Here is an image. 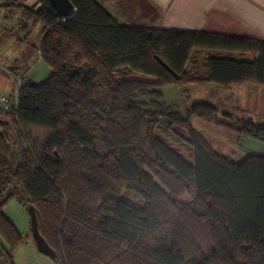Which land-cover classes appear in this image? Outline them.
<instances>
[{"label":"trees","instance_id":"16d2710c","mask_svg":"<svg viewBox=\"0 0 264 264\" xmlns=\"http://www.w3.org/2000/svg\"><path fill=\"white\" fill-rule=\"evenodd\" d=\"M70 1L65 21L48 0L11 6L42 25L50 73L36 84L10 70L19 88L16 114L0 112V264L35 246L2 212L12 199L28 217L33 208L57 264H264V157L235 163L211 148L191 119L221 124L213 105L182 114L162 102L163 88L190 83L264 88V41L120 25L95 0ZM196 49L253 59L207 57L198 76L185 72ZM159 121L178 130L191 162L159 139ZM235 131L264 144V123L243 119Z\"/></svg>","mask_w":264,"mask_h":264},{"label":"rangeland","instance_id":"374dc122","mask_svg":"<svg viewBox=\"0 0 264 264\" xmlns=\"http://www.w3.org/2000/svg\"><path fill=\"white\" fill-rule=\"evenodd\" d=\"M12 7L0 8V75L5 73L3 69L12 70L16 68L19 74L39 84L45 81L50 73L49 67L40 60L37 51L42 37V25L23 24L20 14ZM201 56L202 53L198 52V70L194 73L190 72L191 74L201 75V68L203 67L201 66ZM191 58L190 55L188 59L189 68L192 65ZM134 76L137 78L144 77L141 74H134ZM191 86L163 88L162 102L169 109L180 111L182 114L185 108L193 103L207 102L213 105L217 109V119L218 122H222L221 124L206 122L198 118L191 119L193 129L205 138L211 148L217 154L229 157L235 163L251 154L264 157V144L248 137L239 136L235 131L242 125L243 119L251 118L256 125L264 122L263 87L245 85V90H240L243 92L232 95L225 93L222 88L216 87L214 84H210L209 87L196 84ZM217 90L219 93L216 92ZM2 91L0 90V93ZM187 95H189L188 99ZM218 97L220 99L230 98V100L224 104L214 102ZM176 132H178L177 129H168L162 121H159L155 130L161 141L181 155L186 162H191L186 146L178 138ZM128 196L135 202H142L132 192ZM181 200L187 201V196H182ZM2 212L13 222L21 234L25 235L29 232L28 212L15 199L3 206Z\"/></svg>","mask_w":264,"mask_h":264},{"label":"crops","instance_id":"0c3cea01","mask_svg":"<svg viewBox=\"0 0 264 264\" xmlns=\"http://www.w3.org/2000/svg\"><path fill=\"white\" fill-rule=\"evenodd\" d=\"M95 1L101 4L120 25L136 24L153 29L204 32L264 41V0ZM193 52L190 68L188 67V61L185 64V72L187 73H194L198 70V52L202 53L201 66H203V61L207 57L231 58L237 61H250L253 59L249 54L211 49H196ZM3 70L5 73L0 75V90H3L2 93L12 94L13 77L10 75V70ZM201 70L200 74H203L205 72L204 68L202 67ZM191 85L194 86L195 84L190 83L186 86ZM196 85L209 87L210 84ZM245 87V85L233 86L222 88V90L225 93L234 95L243 92L240 90H245ZM219 90L216 92L219 93ZM229 100L230 98L220 99L218 97L214 102L224 104ZM13 264H57V262L38 252L35 246L27 240L14 252Z\"/></svg>","mask_w":264,"mask_h":264},{"label":"water","instance_id":"95a60500","mask_svg":"<svg viewBox=\"0 0 264 264\" xmlns=\"http://www.w3.org/2000/svg\"><path fill=\"white\" fill-rule=\"evenodd\" d=\"M58 17L60 19L67 20L71 18L73 15H75L76 10L73 7L72 3L70 0H48ZM157 62L175 79H178L179 76L171 70L161 59L158 57H155ZM1 122V120H0ZM29 221H30V231L32 238L35 243V248L38 252L44 254L45 256H48L52 259L55 258V253L54 251L49 248V246L46 244L44 239L40 236L38 232V227H37V221H36V215L33 210V208H29Z\"/></svg>","mask_w":264,"mask_h":264},{"label":"built area","instance_id":"2783aa9c","mask_svg":"<svg viewBox=\"0 0 264 264\" xmlns=\"http://www.w3.org/2000/svg\"><path fill=\"white\" fill-rule=\"evenodd\" d=\"M21 2L22 4L26 5L33 11H37L41 7V0H0V8L2 7H11L15 4ZM65 21L64 19H61ZM19 88V83L17 82L15 87L12 90V97L10 94L0 93V112L5 114H16V105H17V98L16 94Z\"/></svg>","mask_w":264,"mask_h":264}]
</instances>
